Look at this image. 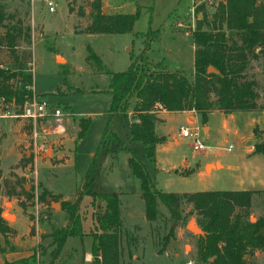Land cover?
<instances>
[{
	"label": "rangeland",
	"instance_id": "1",
	"mask_svg": "<svg viewBox=\"0 0 264 264\" xmlns=\"http://www.w3.org/2000/svg\"><path fill=\"white\" fill-rule=\"evenodd\" d=\"M49 1L53 4V13L48 12L41 0H0L6 15L11 16L6 23L19 21L24 33L16 49L20 64H14V57L2 49V68L22 69L31 75L35 93L46 98L62 114L61 121L51 118L33 125L24 119L10 118L12 107L0 100V219L8 229L5 235L0 234V249L6 250L0 254V264H94L92 257L87 260L92 247L89 234H100L96 217L103 213L104 202L98 197L94 201L91 194L113 192L119 194L121 204L123 233L119 264H199L197 236L186 228L190 221L197 225L196 217L189 213L190 205H182L187 224L174 222L161 205L156 221L145 219L139 183L127 165L126 149H131L144 161L143 147L133 144L129 136V124L135 120L134 99L130 101L126 118L118 115L109 118V77L104 75L103 69L112 73L126 71L143 50L144 36L150 30L157 34L139 64L154 68L160 63L168 71H181L192 81L191 32L203 14L210 18L224 0H194V12L193 0H103L105 14L113 11L110 8L127 14L140 11L131 33L114 35L83 34L90 22L93 0ZM257 1L264 4V0ZM3 32L4 29H0V34ZM89 50L100 59V66L87 60ZM247 76H253L261 84L260 64L252 63ZM13 85L18 87L20 83L14 81ZM80 119H88L90 124L86 135L77 141ZM205 123L210 127L207 137L201 119L189 129L197 133L206 150L195 151L191 138L170 136L168 142L173 145L169 146L168 153L159 154L158 171L148 169L160 191L231 189L228 171L214 172L211 179L200 178L198 172L203 171L205 163L215 159L214 154H220L219 159L225 166L235 165V156L241 153L240 148L246 146L247 140L238 145L232 133H224L218 116ZM181 125H184L183 117L172 115L162 131L170 134ZM236 127L245 139L250 136L251 130L244 129L242 122H236ZM229 128L234 130L235 126L232 124ZM105 130L115 133L123 146L112 142L106 152V148L99 145ZM260 134L257 143L264 142V131ZM230 145L232 148L228 151ZM214 168L220 166L208 165L206 173ZM88 172L90 180L83 188ZM81 192L79 215L85 235L68 236L59 256L53 259L56 245L52 232L67 223L62 203H74ZM263 214L261 208L254 207L250 221L254 222ZM170 229H173V237L164 245L163 238ZM261 254L257 264H264V253Z\"/></svg>",
	"mask_w": 264,
	"mask_h": 264
},
{
	"label": "trees",
	"instance_id": "2",
	"mask_svg": "<svg viewBox=\"0 0 264 264\" xmlns=\"http://www.w3.org/2000/svg\"><path fill=\"white\" fill-rule=\"evenodd\" d=\"M90 10V22L83 29V34L131 33L140 14L138 9L133 14H105L101 0H93ZM10 18L0 4V29H4L0 34V52L2 49L8 51L14 57V64L18 65L20 61L16 49L24 33L19 21L6 23ZM151 32L149 30L144 36L143 50L126 71L112 73L107 68L103 69L104 75L109 77V118L114 115L126 118L130 101L134 99L132 111L135 120L129 126V135L133 144L143 147L144 161L134 151L126 149L129 154L127 165L132 176L138 180L145 219L156 221L161 205L174 222L187 224L182 205L188 204L191 207L189 213L196 217L202 232L196 237L199 264H257L256 253H264V214L251 222L250 211L255 207L261 208L264 213V191L165 193L156 188L148 169L156 170V149L166 143V137L155 131L156 124L160 122L156 115L158 112H195L205 124L208 114L216 110L224 114L264 111V4L257 0H224L210 18L203 14L191 32L194 49L192 81L181 71H168L160 63L154 68L139 64L144 61L146 51L157 34ZM87 60L101 65L100 59L91 50ZM252 63L261 66V84L253 76H247ZM209 68L214 72L209 73ZM14 81H18L20 86L15 87ZM26 85H33L31 75L25 74L22 69H3L0 64V100L22 105L29 97L24 89ZM89 124L88 119L79 120L77 141L86 135ZM253 134L255 138L261 136L258 126L254 127ZM112 142L123 146L114 133L105 130L99 145L108 152ZM254 153H264L263 141L256 142ZM89 177L90 172L83 188H86ZM91 197L94 201L98 197L104 202L103 213L96 217L100 234H89L92 237L93 263L119 264L123 233L119 194L93 193ZM82 198L81 192L74 203H62L67 223L52 232L56 245L53 259L59 256L68 236L85 235L79 215ZM7 230L5 222L0 219V234L5 235ZM172 237L173 229H170L163 238L164 245ZM3 253H6L5 248L0 249V254Z\"/></svg>",
	"mask_w": 264,
	"mask_h": 264
},
{
	"label": "crops",
	"instance_id": "3",
	"mask_svg": "<svg viewBox=\"0 0 264 264\" xmlns=\"http://www.w3.org/2000/svg\"><path fill=\"white\" fill-rule=\"evenodd\" d=\"M101 1L103 2V0ZM110 9H112L113 11L108 12L106 14L108 15L127 14V13H123L119 9H115V8H110ZM95 35H99V34H95ZM172 115L183 117L184 125H181L178 129H175L172 132L170 131V134L169 133L166 134L162 131V128L166 124V122L169 121L170 116ZM215 116H218L220 118V122L224 133L227 134L232 133V135L235 136L238 145H241V143L246 142L247 140L246 146L240 148L241 153L235 156V162H237L235 165L225 166L219 159L220 154H214L213 157L215 159L213 161L205 163L203 171H199L198 176L200 178L211 179L214 172H218L222 170L228 171L229 173L228 181L229 184L232 186L231 189H229V191H264V154L254 153V145L256 144V138L254 137L253 134V129L255 126H258V129L260 131H264V111L234 112L231 114H224L216 110L208 114L207 120L209 121L211 117H215ZM158 118L160 119V122L156 124L155 131L158 135L166 137V143L162 145H158L156 149V171H158V166H159V154L168 153L169 146L173 145L172 143L168 142L170 136L173 139L176 138L182 139L179 131L180 128L181 127L189 128V126L197 125V122L199 119H201V116L191 111L180 112V113H169V112L161 111L160 114L158 115ZM261 120H263V123L261 122ZM236 122H242L244 129L251 130L250 136H248V138L245 139L242 136V134L240 133V129L236 127ZM232 124L235 126L234 130H231L229 128V126ZM202 130L204 132V135L207 137L210 131L209 125L206 123L202 124ZM208 165H214V166L219 165L220 168L219 169L214 168L210 171V173L207 174L206 166ZM172 170H169V172ZM196 192H203V190ZM181 193H194V191L179 192V194ZM261 255H262L261 253H256L255 255L256 263H258V260L260 259ZM91 257H92L91 253L87 254V260L91 259Z\"/></svg>",
	"mask_w": 264,
	"mask_h": 264
},
{
	"label": "built area",
	"instance_id": "4",
	"mask_svg": "<svg viewBox=\"0 0 264 264\" xmlns=\"http://www.w3.org/2000/svg\"><path fill=\"white\" fill-rule=\"evenodd\" d=\"M41 2L45 3L49 13L54 12L52 2L49 0H41ZM192 5L194 12L195 3ZM24 89L29 93V97L24 99L22 105H16L15 101L8 102V105L13 109V113L9 115L10 118L24 119L33 125H35L37 121L51 118H54L56 121H61V110L53 107L46 98L38 96L35 93L34 85H26ZM60 128H62V126H60ZM180 136L182 138H191L194 141L193 149L195 151L206 150V147L199 141L197 133L193 130L187 127H181ZM231 148L232 146L228 148V151ZM186 264H192V262H187Z\"/></svg>",
	"mask_w": 264,
	"mask_h": 264
},
{
	"label": "water",
	"instance_id": "5",
	"mask_svg": "<svg viewBox=\"0 0 264 264\" xmlns=\"http://www.w3.org/2000/svg\"><path fill=\"white\" fill-rule=\"evenodd\" d=\"M208 72H209V73L214 72V69L209 68V69H208ZM57 207H58V205H57ZM2 216H3V217H12V216H10V215H8V214H7V216H6V214H2ZM186 228H187L188 231H190L191 233H193V234L196 235V236H200V235H202L201 230L198 228V226L195 224L194 221H190V222L187 224Z\"/></svg>",
	"mask_w": 264,
	"mask_h": 264
},
{
	"label": "bare ground",
	"instance_id": "6",
	"mask_svg": "<svg viewBox=\"0 0 264 264\" xmlns=\"http://www.w3.org/2000/svg\"><path fill=\"white\" fill-rule=\"evenodd\" d=\"M210 168V167H209ZM6 216H7V214H6Z\"/></svg>",
	"mask_w": 264,
	"mask_h": 264
}]
</instances>
